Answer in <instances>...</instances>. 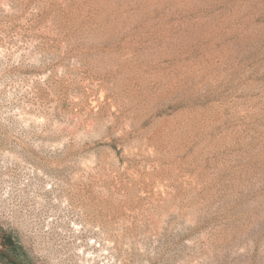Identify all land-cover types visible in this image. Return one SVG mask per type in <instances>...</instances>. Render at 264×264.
I'll return each instance as SVG.
<instances>
[{
  "label": "rangeland",
  "instance_id": "1",
  "mask_svg": "<svg viewBox=\"0 0 264 264\" xmlns=\"http://www.w3.org/2000/svg\"><path fill=\"white\" fill-rule=\"evenodd\" d=\"M0 264H264V0H0Z\"/></svg>",
  "mask_w": 264,
  "mask_h": 264
}]
</instances>
